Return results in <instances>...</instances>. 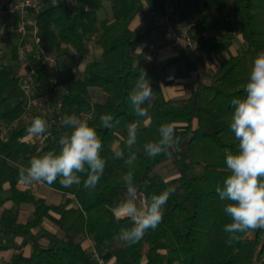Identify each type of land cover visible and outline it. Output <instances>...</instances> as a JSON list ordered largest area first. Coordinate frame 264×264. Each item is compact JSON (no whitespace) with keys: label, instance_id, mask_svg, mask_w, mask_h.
<instances>
[{"label":"trees","instance_id":"trees-1","mask_svg":"<svg viewBox=\"0 0 264 264\" xmlns=\"http://www.w3.org/2000/svg\"><path fill=\"white\" fill-rule=\"evenodd\" d=\"M79 1L76 7L58 2L40 10L38 44L48 50L61 51L71 46L85 51L89 41L97 38L100 56L86 66L81 77H65L64 91L52 97L63 99L61 117L78 115L96 98L89 123L96 127L103 142L104 174L92 190L84 189L83 183L64 188L57 180L51 187L67 198L58 205L43 201L31 220L24 224L14 221L5 228L6 233L23 234L30 239L33 252L28 264H67L70 259L75 264H98L91 251L83 247L87 238L94 241L100 254L109 252L115 264H264V230H250L240 234L239 241L226 243L228 234L223 227L230 218L223 212L225 202L215 192L216 185L229 175L225 149L237 151L238 142L230 130L234 111L231 101L246 95L244 88L253 59L264 51V0H208L202 5L197 0L199 15L190 33L196 48L187 47L197 56L193 62L203 63L204 52L227 50L237 32L245 46L222 61L213 73L198 68L195 83L183 97H167L160 72L155 66L145 67L140 48L150 28L133 26L144 0H109L112 17L103 19L98 12L106 0ZM151 1L158 6L162 0ZM181 2L187 9L192 0ZM206 27L221 28L223 34L198 37L197 32ZM12 52V64L0 63V121L6 122L23 110L16 77V48ZM142 70L150 78L155 95L145 105L151 118L148 121L134 115L129 101ZM45 90L52 94L47 86ZM103 114L113 115V129L100 126L99 117ZM135 120L141 121L136 145L131 150L137 159L129 169L123 159L114 158V151L123 149L127 157L129 149L119 137L126 138L127 126ZM166 122L176 124L180 150L171 149V157L162 154L149 158L143 145L156 140L159 126ZM65 132L70 129L62 123L56 125L42 149L23 140L26 128L14 130L6 141L0 140V192L9 183L16 200H34L28 191L17 187L19 166L27 167L31 158L50 150L59 152V137ZM169 166L177 171L175 182H169L160 172ZM129 170L139 186L140 200L175 187L164 206L162 222L134 245L118 238L122 228L131 226L130 221L116 220L111 211L125 197L122 177ZM85 178L82 175V181ZM50 211L60 215L62 235L34 232Z\"/></svg>","mask_w":264,"mask_h":264},{"label":"clouds","instance_id":"clouds-1","mask_svg":"<svg viewBox=\"0 0 264 264\" xmlns=\"http://www.w3.org/2000/svg\"><path fill=\"white\" fill-rule=\"evenodd\" d=\"M243 98H234V109L230 130L234 133L237 151L225 149V165L229 175L218 183L215 192L224 203L223 212L230 218L223 231L228 234L226 243L239 241L240 234L250 230H264V51L258 53L252 62ZM155 99L150 78L142 70L135 87L129 94L132 111L136 117L150 120L145 106ZM90 117L75 114L62 117V125L70 129L59 137V152L50 150L30 159L27 167L19 166V180L24 184L41 183L49 186L59 181L64 188L81 185L87 190L95 189L104 174L106 159L101 156L103 142L96 127L90 125ZM100 126L113 129L114 117L103 114L99 117ZM118 123V122H117ZM140 120L127 126V136H120L127 149L114 151V158L123 159L131 169L137 159L131 151L136 145ZM48 130V122L34 118L26 128L29 137H39ZM180 139L174 122L162 123L158 128V138L143 145L149 158L159 155L172 156L171 149L179 151ZM82 175L86 178L82 181ZM125 197L111 211L116 220H128L130 227L122 228L118 238L127 245L138 243L149 230H156L163 220L164 206L175 187H169L159 194L140 200V190L134 182V173L129 170L123 177ZM140 200L138 204L137 201Z\"/></svg>","mask_w":264,"mask_h":264},{"label":"built area","instance_id":"built-area-1","mask_svg":"<svg viewBox=\"0 0 264 264\" xmlns=\"http://www.w3.org/2000/svg\"><path fill=\"white\" fill-rule=\"evenodd\" d=\"M208 0H198L202 5ZM56 3V2H55ZM54 3V4H55ZM44 8L43 0H7L0 2V15L9 16V20L0 21V63L3 58V43L9 29L16 28L20 41L16 45V56L18 67L16 77L19 81L20 100L23 110L18 117L11 122L0 121V140H8L14 130L27 128L31 121L40 117L48 122L47 132L39 137H29L26 133L23 140L42 149L48 137L53 133L54 127L61 124L60 116L63 99H54L52 95L61 94L64 89V78L76 72L81 64L88 65L96 59L90 44L85 51L69 47L61 50H48L39 46V25L37 14ZM196 22H189L184 17L183 4L181 0H163L161 7L152 14L149 30L141 43L140 51L146 62L163 69L166 60L159 56L163 44H170L178 49L189 47L196 48L191 31ZM223 29L218 27H206L197 32L198 37L215 36L220 37ZM29 38L31 44L23 41ZM42 69L45 73L42 75ZM73 76V75H72ZM47 86L50 92L45 90ZM93 98L90 107L82 110L77 116H94ZM98 264H106L101 254L95 249L91 251ZM0 264H8L0 257Z\"/></svg>","mask_w":264,"mask_h":264},{"label":"crops","instance_id":"crops-1","mask_svg":"<svg viewBox=\"0 0 264 264\" xmlns=\"http://www.w3.org/2000/svg\"><path fill=\"white\" fill-rule=\"evenodd\" d=\"M7 0H0L4 2ZM67 3L71 7H76L80 5L79 0H43L44 7L52 5L54 3ZM161 3L156 6L151 0H144L145 10L143 9L137 15L136 19L133 22L134 27H140L146 29L150 26L152 21V14L161 7ZM198 6L197 0H192L191 5L187 9H183L184 17L186 20H191L192 8ZM144 8V6H143ZM9 20V16L0 15V21ZM240 41L243 39L241 35H238ZM20 37L16 31L9 29L6 38L3 43V58L2 62L6 58L12 59L13 48H16V45L19 43ZM26 44H31L29 38L23 41ZM233 44L227 49L220 53H215V56H209L207 53H203L204 60L203 63L193 62L197 58L195 53L189 52L188 48L178 49L170 44H163L160 48L159 56L166 60V63L163 69H157L161 74V86L167 97L179 96L186 93V89H189L192 84L196 81V70L201 69H214L217 70L222 61L228 59L231 55L236 54L238 49L240 50L244 44ZM244 43V41H243ZM237 45V46H236ZM90 47L96 57L101 54V47L97 38H93V42L90 44ZM5 63V62H4ZM7 64V63H6ZM189 67L186 68V66ZM152 66L146 62L145 67ZM86 65L81 64L78 70L72 73L73 76L79 70L84 72ZM82 76V75H81ZM80 77V76H78ZM17 187L20 190L28 191L29 195L35 197L34 200L30 199H15L14 192L9 183H6L0 192V257L8 264H28L29 258L33 252V246L30 239L23 234H12L6 233L5 228L9 226L14 221L18 223H27L34 216V212L38 205L43 201L49 205H58L62 203L67 195L63 192L47 185L41 183H32L24 184L19 181ZM76 201H73V204L76 205ZM40 230L47 231L50 233H58L62 235L61 231V221L60 215L57 212L50 211L45 217L41 226L34 230V232H39ZM42 242H46L45 239H42ZM94 241L90 238H87L83 241V247L89 251H92L95 247ZM101 256L105 260L106 264H115V259L111 257L109 252L102 253ZM67 264H75V261L70 259Z\"/></svg>","mask_w":264,"mask_h":264},{"label":"rangeland","instance_id":"rangeland-1","mask_svg":"<svg viewBox=\"0 0 264 264\" xmlns=\"http://www.w3.org/2000/svg\"><path fill=\"white\" fill-rule=\"evenodd\" d=\"M144 10H145V5H144V8H143V11L142 12H144ZM192 10V13H191V20H187V21H189V22H195L196 21V19L198 18V15H199V6H195L194 8H192L191 9ZM98 17L100 18V19H103V18H106V17H112V10H111V3H110V1L109 0H106L105 1V3H104V7L98 12ZM239 34H238V32L237 33H235V36H234V40H235V44H240V46L242 45V44H244L243 43V41L241 40H239L238 38H236L237 36H238ZM242 38V37H241ZM234 40H233V42H234ZM237 46V45H236ZM244 46H245V44H244ZM243 46V47H244ZM242 47V48H243ZM241 48V49H242ZM240 49V50H241ZM237 51H239V49L237 50ZM209 54V56H215L216 54L215 53H207V55ZM5 63H7V64H12L13 62L11 61V59H9V58H6L5 59V61H4ZM187 67H189V65H187L186 66V68ZM210 72H215L214 71V69H210L209 70ZM81 75H83V72H81L80 70H79V72H77L76 74H75V77H78V76H80L81 77ZM209 80V79H208ZM189 92H190V89H186V93H184V94H182V95H179V96H174V97H183V96H186V95H188L189 94ZM161 174L169 181V182H175L176 181V179L178 178V174H177V171H176V169L175 168H173L172 166H169V167H165V168H163L161 171Z\"/></svg>","mask_w":264,"mask_h":264}]
</instances>
